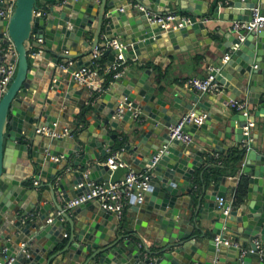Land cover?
I'll use <instances>...</instances> for the list:
<instances>
[{"label": "water", "instance_id": "95a60500", "mask_svg": "<svg viewBox=\"0 0 264 264\" xmlns=\"http://www.w3.org/2000/svg\"><path fill=\"white\" fill-rule=\"evenodd\" d=\"M9 1L0 0V10ZM13 1L11 16L0 14V37L8 44L10 36L16 47L8 56L0 49V78L4 63H17L0 96V263L264 264V29L219 30L212 37L208 24L250 20L255 7L264 13V0ZM149 11L188 12L191 23L167 30L149 20ZM217 38L225 39L220 51L232 50L214 71L228 90L217 105L226 112L167 73L175 56L211 49ZM113 39L125 47L109 46ZM97 48L103 49L99 60L109 56L108 65L120 53L130 64L117 77L97 74L90 88L74 73L91 64ZM238 97L254 111L250 105L248 114L234 109ZM205 111L203 123L184 127L192 144L171 138L170 127L185 114ZM233 136L243 152L241 176L207 178L209 150L223 152ZM251 138L249 147L242 144ZM116 148L124 149L129 167L112 170L105 163ZM131 168H151L152 176L144 198L131 197L130 215L118 219L97 200L65 209L89 182H116ZM42 178L47 181L32 182ZM229 183L243 191L220 208L217 200L227 197ZM230 238L239 245L225 244ZM244 248L256 251L242 254Z\"/></svg>", "mask_w": 264, "mask_h": 264}, {"label": "built area", "instance_id": "2783aa9c", "mask_svg": "<svg viewBox=\"0 0 264 264\" xmlns=\"http://www.w3.org/2000/svg\"><path fill=\"white\" fill-rule=\"evenodd\" d=\"M15 7V2L13 0L9 1L8 7L4 10H0V14H2L5 18L10 17ZM42 12L38 11L37 14L40 15ZM149 20L153 22H160L162 26L167 29H178L189 25L191 23V15L177 13V12H148ZM234 30L239 32L241 29H246V31L251 32L253 30H261L264 29V13L261 11L260 7L257 6L254 8L253 17L250 20H242L236 21L234 24ZM6 35L8 33L6 32ZM240 38L243 40L245 35L239 34ZM10 39L8 44L3 43V37H0V49L5 51L6 56L9 54L16 53V47L14 42L11 40L10 36H7ZM109 46H113L116 48L125 47L122 43H119L117 39H113L109 42ZM103 49L97 48L94 51V58L92 62L88 66H83L82 68L78 69L74 73L75 79L78 81L83 82L84 84H88L90 88H92L93 84L92 81L97 74H100L105 69L112 73L114 77L121 75L124 71V68L130 64L127 63L124 59L123 53H120L116 61L112 65H107L105 67L101 60H99V55L102 53ZM232 55V50H228L222 57L224 62L228 61ZM67 67V65H66ZM3 75L0 78V96L7 90L8 86L10 85L13 77L17 71V63H4L1 66ZM217 69V65H209V71L206 75L203 76H193L190 77L187 81L189 87L198 94L206 95L212 93H218L222 90L221 82L218 80L217 75L214 71ZM91 93L93 92L90 89ZM232 106L238 110L243 111L245 114H248V103L246 101L235 100L232 103ZM124 108L121 107L119 112L117 113L118 116H123ZM138 115V114H137ZM207 117V112L203 113L199 116L196 115L195 112H189L185 114L182 119L179 121L178 124H173L170 127L169 133L172 139H179L184 141L187 144H192L194 142V136L184 130V127L187 123L196 122L201 124L204 122L205 118ZM84 123H80L78 129L83 127ZM251 126H253V122H250L248 125L245 126L246 133L250 134ZM40 131V129H39ZM65 134L74 135L71 133L69 129H65ZM252 138L250 140H245L244 145L249 147L251 144ZM161 152L157 153L154 157L155 162L159 159ZM62 157L58 156L55 159L60 161ZM216 161L218 163H222V159L218 154L216 156ZM105 163L109 165L112 170H115L121 166L129 167V163L127 158L124 156V149L117 148L114 149L110 155L106 158ZM152 176L151 168L145 170H136L131 168L128 172H126L118 181L112 182L105 181V180H94L89 182V189L85 191L83 194L68 200L65 202V209L72 210L77 206L81 205L82 203H86L89 201H99L101 206L109 211L117 212L118 219L125 218L126 210L130 203L131 197L136 194L139 198H144L146 191L150 187V181ZM35 183L38 184L39 181L35 180ZM196 188H199V185L196 184ZM235 195L231 198L227 197H219L217 200V206L223 208L227 201L231 203L235 200ZM230 206L224 209L225 213H229ZM34 215L26 216L22 219V222L25 224L30 219L32 220ZM216 239L219 241L220 236H216ZM257 247L260 249L259 251L262 252V243L260 240H256ZM225 244L227 245H239V242L235 239H226ZM256 251L254 248L252 249H242V254L248 253V251ZM14 258H11L6 263L0 264H12ZM191 264H199L197 262Z\"/></svg>", "mask_w": 264, "mask_h": 264}, {"label": "crops", "instance_id": "0c3cea01", "mask_svg": "<svg viewBox=\"0 0 264 264\" xmlns=\"http://www.w3.org/2000/svg\"><path fill=\"white\" fill-rule=\"evenodd\" d=\"M183 12L184 11H179L177 13H183ZM235 22L236 21H227V20H221V19L208 21L209 27H210V29H212V37H216L215 33L218 32L219 30L222 31L223 34H225V32L228 29H230V30L234 29L233 27H234ZM198 38L202 39L203 42L205 41L204 39H207V38H204L203 35H199ZM219 40L225 41V39H223V38L222 39L217 38L216 41H213L211 43L212 44L211 49H209L210 46H208V47L198 46V47H194L192 49H189L187 51H184V52L180 53V55H178V56H175L173 59L174 60L173 64H171L169 66L167 73H170L172 76V79L176 82V84L180 85L181 87L189 86L187 81L190 77L206 75L209 71V65H217L218 64L217 63L218 58L220 59V57H223V55L226 53L224 51H220V49L217 48L218 43L220 42ZM108 60H109V56L104 57L101 61L105 67H107V65H108L107 64ZM133 60H135V59H132L130 61H133ZM127 63H129V62H127ZM107 72L108 71L105 69L100 74L102 75L103 78H106ZM221 85H222V83H221ZM224 92L228 93V90L226 91L222 85L221 92L206 94L205 96L207 98L213 99L215 107H216L218 105V102H220V97L224 94ZM242 97H243V95H242ZM238 100L246 101L248 103V105H250L247 98L241 99V97H238ZM250 106H251V112H253L254 107L252 105H250ZM216 108L220 109L219 110L220 112H222V111L226 112L229 110V109H224L221 106H217ZM204 113H206V111ZM252 128H253V132L257 131L256 130L257 126L256 127L254 126ZM226 142H227L228 147L224 148L223 152H214L210 149L209 150L210 152H208V154H210V156H208L207 154H205V156L206 157L208 156L210 158L215 159L216 156L219 154L221 159H222V153H225L230 149L238 148L239 144L236 142L234 136L232 138L228 139ZM254 142L257 143V139L256 140L254 139ZM196 143L194 145H196ZM242 144L244 145V142ZM60 157H62V155H60ZM238 167H239V165H238ZM202 170H203V168H201L200 171L196 172L195 178H193V181L195 184H197V180H200L202 182L201 176H200ZM239 171H241V168H239L238 174H237V175L241 176ZM35 180L36 179H33L32 182L35 183ZM38 181H39V183L37 185H40L43 181H47V180H46V178H42ZM201 185H202V183H201ZM74 187H75L74 185H71V188H74ZM48 189H49L48 187H41L42 192L43 191L48 192ZM227 189H228L227 198H231L232 196L236 195V190H237L236 186H233L231 183H229ZM130 207H131V203H129V205H128L125 217L130 215V212L128 211V209Z\"/></svg>", "mask_w": 264, "mask_h": 264}, {"label": "trees", "instance_id": "16d2710c", "mask_svg": "<svg viewBox=\"0 0 264 264\" xmlns=\"http://www.w3.org/2000/svg\"><path fill=\"white\" fill-rule=\"evenodd\" d=\"M183 14L191 15L188 12H183ZM112 74V73H111ZM112 76V75H111ZM85 114L82 113L79 119L85 120ZM243 152L239 148L230 149L225 153H222V163H218L216 158H210L209 162L212 164L209 165L208 169L206 170L205 174L206 177H217L219 175L228 174V175H236L238 173L239 167L238 164L241 161ZM201 181L197 180V184L200 186ZM242 189L236 190V196L239 199L242 193Z\"/></svg>", "mask_w": 264, "mask_h": 264}]
</instances>
